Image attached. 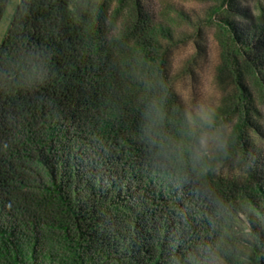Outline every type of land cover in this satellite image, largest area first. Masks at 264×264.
Returning <instances> with one entry per match:
<instances>
[{
    "label": "trees",
    "instance_id": "obj_1",
    "mask_svg": "<svg viewBox=\"0 0 264 264\" xmlns=\"http://www.w3.org/2000/svg\"><path fill=\"white\" fill-rule=\"evenodd\" d=\"M241 2L208 12L228 151L178 184L141 132L149 99L172 134L185 110L169 31L141 0H19L0 43V264H185L217 239L225 264H264V0L258 19Z\"/></svg>",
    "mask_w": 264,
    "mask_h": 264
},
{
    "label": "rangeland",
    "instance_id": "obj_2",
    "mask_svg": "<svg viewBox=\"0 0 264 264\" xmlns=\"http://www.w3.org/2000/svg\"><path fill=\"white\" fill-rule=\"evenodd\" d=\"M141 1L147 12L154 16L155 22L169 31L170 40L162 41V44L169 66V79L184 107L205 103L216 109L227 90H224L217 78L221 49L216 40L214 23L219 18L208 15L215 0ZM241 1V6L258 19V0ZM18 2L8 0L0 24V43ZM261 109L264 114V107ZM261 123L264 128V118ZM259 145L264 153V139H261ZM256 169H264V159H258Z\"/></svg>",
    "mask_w": 264,
    "mask_h": 264
},
{
    "label": "clouds",
    "instance_id": "obj_3",
    "mask_svg": "<svg viewBox=\"0 0 264 264\" xmlns=\"http://www.w3.org/2000/svg\"><path fill=\"white\" fill-rule=\"evenodd\" d=\"M142 119L141 132L154 166L162 174L174 177L178 184L188 183L191 177H207L215 171L212 162L228 151V126L217 122L216 112L208 104L186 107L175 134L164 127L167 114L159 98L145 103ZM203 195L212 196V192L205 189ZM224 247L223 239L208 242L187 253L184 262L225 264Z\"/></svg>",
    "mask_w": 264,
    "mask_h": 264
}]
</instances>
